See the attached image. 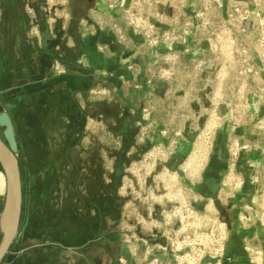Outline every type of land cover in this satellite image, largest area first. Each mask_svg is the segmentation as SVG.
I'll list each match as a JSON object with an SVG mask.
<instances>
[{
  "label": "rangeland",
  "instance_id": "1",
  "mask_svg": "<svg viewBox=\"0 0 264 264\" xmlns=\"http://www.w3.org/2000/svg\"><path fill=\"white\" fill-rule=\"evenodd\" d=\"M262 1L250 0L252 11L259 15L264 12ZM94 2H0V111L9 115L18 140L16 157L23 201L18 233L1 264H91L90 260L93 264H121L119 254L124 239L139 241L144 235L142 238L149 243L145 239L148 235L152 237L149 240L164 246L167 232L170 227L180 226V218L183 226L196 224L185 215V208L194 211L188 189L194 192L197 187L193 189L185 177L194 181L209 165L214 111L206 114L202 107L199 115L188 116V126L191 131L198 130V135L192 137L191 148L182 150L184 166L176 168L171 149L152 134L150 126L144 127L141 117L145 112L136 106L134 98L127 99L124 92L107 91L96 83L87 91L70 95L68 88L85 89L88 84L81 62L82 38L94 21ZM261 36L258 28L254 39L258 48ZM47 53L51 57L44 55ZM72 70L77 75L70 81L67 75ZM78 110L82 116L78 117ZM122 113L134 117L128 129L124 128L128 119L121 117ZM123 149L126 151L122 154ZM67 160L75 162L78 173H71ZM117 161L120 177L109 204L102 200L103 196L99 198L107 194L100 188L109 183ZM189 166L193 169H186ZM4 187L5 184L0 188V213ZM95 191L98 210L93 212L81 198L88 201V195ZM215 191L212 186L207 195H215ZM28 193L32 195L29 202ZM258 195L250 207V225L264 235V182ZM207 202L206 211L201 213L206 219L203 229L209 232L214 230V224H224L226 233L228 208L220 201ZM107 207L111 216L106 218L103 210ZM28 209L31 217L26 235L20 227ZM99 235L106 239L99 241ZM78 243L84 247L79 248ZM158 250L172 255L169 247Z\"/></svg>",
  "mask_w": 264,
  "mask_h": 264
},
{
  "label": "crops",
  "instance_id": "2",
  "mask_svg": "<svg viewBox=\"0 0 264 264\" xmlns=\"http://www.w3.org/2000/svg\"><path fill=\"white\" fill-rule=\"evenodd\" d=\"M108 1L111 0H95L91 9L94 21L82 38L83 75L92 77L91 88L96 83L107 91L124 92L127 99L134 98L136 106L145 112L141 117L144 127L150 126L152 134L162 138L164 146L171 149L176 168L184 166L182 150L191 148L192 137L198 135V130L191 131L188 126V116L199 115L202 107L206 114L214 111L208 170L201 171L194 181L185 177L193 189L197 187L194 192L188 189V197L200 213L206 211L207 201H220L228 208V237L219 264H264V235L250 225V207L260 196L264 182V57L254 41L259 19L251 15L243 25L244 33L232 25L234 37L246 48L245 62L237 49L230 56L212 52L208 45V32L228 25L227 14L233 5L249 11L254 5L250 0H217L212 8H206L200 0L169 5L156 0L155 9L162 13L157 22L160 32H168L173 39L152 48L143 45L139 35L123 26L121 9H107ZM198 9L209 15L211 29L197 26L194 14ZM260 18L264 22V12ZM113 22L124 27V41H119L108 28ZM130 63L133 69H128ZM167 68L173 70V76L162 80L158 70ZM73 75H77L73 70L67 75L70 81ZM148 79L151 84L146 83ZM230 149L236 151L233 160ZM212 186L216 187L215 195H207ZM142 237L139 241L126 238L121 242L120 263L122 260L124 264H145L156 258L160 264H172L171 257L156 249L160 245L154 243L155 239L149 240L152 237L148 235L145 239L151 251L146 255V241ZM98 238L103 242L106 236ZM76 246L81 248L84 244Z\"/></svg>",
  "mask_w": 264,
  "mask_h": 264
},
{
  "label": "built area",
  "instance_id": "3",
  "mask_svg": "<svg viewBox=\"0 0 264 264\" xmlns=\"http://www.w3.org/2000/svg\"><path fill=\"white\" fill-rule=\"evenodd\" d=\"M169 5L172 2L177 1L178 4L181 0H159V2ZM202 5L206 8H212L217 0H200ZM264 4V1H262ZM158 4L156 0H111L106 3L107 9L114 10L116 8L121 9L123 26L130 29L134 34L139 35L142 38L143 45L147 47H156L161 42L171 41L172 35L168 32H160L159 24L157 23L162 18V13L155 9V5ZM253 15L258 18V28H260L261 41L258 44L259 49L264 57V22L260 18L259 13L249 11V9H243L237 5H233L227 14L228 25L222 30H211L208 32V45L212 52L225 55H234L238 50V53L243 55L242 62L247 60L246 48L241 42L236 40L232 32V25L238 26L240 33L245 32L243 25ZM194 17L197 19V26L201 29H211L212 26L209 23V15L205 10L198 9ZM124 27L122 28L116 22L110 23L108 28L115 34L119 41L125 40ZM223 52V53H222ZM128 69H133V65L128 64ZM157 75L160 78L165 76H173V70L171 68L158 70ZM147 84H151L150 79L146 80ZM231 159L236 156L235 149H230ZM233 160V159H232ZM232 162V161H231ZM185 215L192 219L193 224H186L183 226L181 218L178 221L180 226L170 227L167 232L166 245L158 246V249L166 250L169 247L171 250L172 264H219L218 261L224 256L225 242L227 239L228 231L225 233L223 229L224 224H214V230L206 231L203 229V224L206 221L205 215L199 213L194 209L185 208ZM165 220L166 216L161 217ZM243 220H248L246 217H242ZM168 224V223H166ZM214 232V234H213ZM146 244V255L150 254V249ZM149 256V255H148ZM207 257V258H206ZM121 263H125L121 260ZM145 264H160L156 258L146 261Z\"/></svg>",
  "mask_w": 264,
  "mask_h": 264
},
{
  "label": "water",
  "instance_id": "4",
  "mask_svg": "<svg viewBox=\"0 0 264 264\" xmlns=\"http://www.w3.org/2000/svg\"><path fill=\"white\" fill-rule=\"evenodd\" d=\"M0 169L5 178V197L0 213V264L14 241L21 220L22 190L16 154L14 127L9 115L0 111Z\"/></svg>",
  "mask_w": 264,
  "mask_h": 264
},
{
  "label": "trees",
  "instance_id": "5",
  "mask_svg": "<svg viewBox=\"0 0 264 264\" xmlns=\"http://www.w3.org/2000/svg\"><path fill=\"white\" fill-rule=\"evenodd\" d=\"M1 2L2 1H4V0H0ZM46 33V32H45ZM72 53V52H71ZM55 54H56V52H55ZM44 55H46V56H48V57H51V54L50 53H47V54H44ZM57 59V58H56ZM59 60H60V62H62V63H64L63 62V58H59ZM70 62V64L69 65H72L73 66V63H72V61H69ZM66 64V63H65ZM67 64V65H68ZM76 68V67H75ZM77 69V68H76ZM1 73H3V72H1ZM4 74H2V78L4 77L3 76ZM86 77V79L88 80V84H87V87L85 88V89H83V88H81V87H77V88H68V90H67V92L70 94V95H73L74 93H77V92H83V91H87V90H89L91 87H92V85H93V79H92V77L91 76H85ZM83 115V113H82V111H80V110H78V117L79 116H82ZM122 116H124L125 118H127L128 119V121L127 122H125L124 123V125H126V127L124 126V128L125 129H128V128H130V126H131V124H132V122L131 121H133L134 120V117H129V116H127L126 115V113H122L121 114V117ZM12 122V121H11ZM13 125V124H12ZM15 132V131H14ZM0 136H1V133H0ZM15 137H16V133H15ZM16 141H18L17 140V137H16ZM17 146H18V148H19V145H18V142H17ZM67 148H68V146L65 148V153L67 152ZM126 151V149H123L121 152H122V154L124 153ZM68 162V164L70 165V171H71V173H73V174H75V173H78L79 172V167L77 166V165H75V162H73V161H71V160H67ZM118 163H120V161H117V163H115L114 164V167H113V172L109 175V183L107 184V186L105 187V188H100V189H105V191H106V195H100L99 196V198H102V196L104 197V202L105 201H107L108 200V202H109V204H110V201H111V196L112 195H110L112 192V190H114V187H116L117 186V181L119 180V177H120V175H119V173H118V171H119V169H118V166H119V164ZM1 170V169H0ZM28 185H30L31 184V175L29 174L28 175ZM29 189H30V187H29ZM75 189H76V187H75ZM100 189H99V192H100ZM107 189V190H106ZM77 192V191H76ZM98 195V192L97 191H95V192H93L92 193V195H88V201H84V200H86V199H83V198H81V202L83 203V202H88L87 203V206H89V208H91L92 209V211L93 212H95V210L97 211L98 210V207H96L97 205H95V202H94V200H95V197ZM31 196L32 195H30L29 193H28V202H29V200H30V198H31ZM90 197H91V199L93 200V201H91V199H90ZM113 197V196H112ZM77 201H78V198L76 199ZM103 200V199H102ZM23 202V201H22ZM23 206V205H22ZM103 210V209H102ZM111 210H110V207H109V209H108V207L107 208H104V210H103V216H108V217H110L111 216V212H110ZM96 214V213H95ZM99 215V214H98ZM94 216V215H93ZM30 211H29V209H28V211L26 212V213H24V216H23V219H22V222H21V227L20 228H22L21 230H20V232H23L24 234H26V235H28V229H29V226H30ZM26 231V232H25ZM19 232V233H20Z\"/></svg>",
  "mask_w": 264,
  "mask_h": 264
},
{
  "label": "bare ground",
  "instance_id": "6",
  "mask_svg": "<svg viewBox=\"0 0 264 264\" xmlns=\"http://www.w3.org/2000/svg\"><path fill=\"white\" fill-rule=\"evenodd\" d=\"M4 184H5V178H4V175L2 174V172H0V188H2L4 186Z\"/></svg>",
  "mask_w": 264,
  "mask_h": 264
},
{
  "label": "flooded vegetation",
  "instance_id": "7",
  "mask_svg": "<svg viewBox=\"0 0 264 264\" xmlns=\"http://www.w3.org/2000/svg\"><path fill=\"white\" fill-rule=\"evenodd\" d=\"M1 2V1H0Z\"/></svg>",
  "mask_w": 264,
  "mask_h": 264
}]
</instances>
